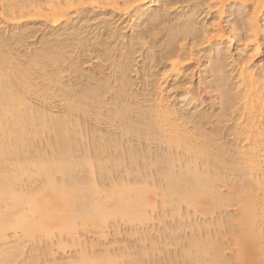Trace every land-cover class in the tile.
Returning <instances> with one entry per match:
<instances>
[{
  "label": "bare ground",
  "instance_id": "6f19581e",
  "mask_svg": "<svg viewBox=\"0 0 264 264\" xmlns=\"http://www.w3.org/2000/svg\"><path fill=\"white\" fill-rule=\"evenodd\" d=\"M160 1L161 0H0V13L3 14V15H1V18L2 19L5 18L4 22H6V23L9 22L10 24H12V25H10L12 27H13V25H18V24L20 25L21 23H24V22L26 23L27 18L28 19L29 18L30 19L38 18L40 20L43 19L47 23H50V24H58L59 22L62 23L61 21L67 20L72 12L73 13L77 12V11L79 12V10H78L79 8L81 10L82 7L86 8V6H88V7L90 6V8L95 7V9H96V7H100V6H103L102 8H105L104 7V5H105L107 7L108 6L113 7L112 8L113 10L116 9L117 7H120V9L122 8V9H127V10L132 8L134 10L136 9L135 11L133 10L135 13L133 16L136 17V15L141 10H145L144 8L149 10V8H152L153 6L159 5ZM212 2L214 3L213 6L217 10L216 12L219 13V15L217 14L218 17L227 11L228 8L227 7L225 8V6H227V5L229 6V4L231 2L234 5H238L237 7H242L241 9H245L244 13L241 12L242 14H244V16H243L244 18L242 19V22H243L242 24H244L243 25L244 31H246L245 32V40L248 39L249 41L250 40L255 41L253 43V45H252V43H251V45L253 46L254 50H257L258 43L256 42V36L260 33V31L263 30L261 28V25H259L258 19L264 11V0H230V1L229 0H214ZM226 3H229V4L226 5ZM231 6H233V5H231ZM93 8H91V10ZM215 8H214V10H215ZM144 12H146V10L143 11L142 16H144ZM148 12H150V11H148ZM132 14L133 13H131V15ZM138 15H140V14H138ZM146 15H147V13H146ZM150 16H149V18H150ZM155 16H156V14H155ZM139 17L140 16H138V19H139ZM220 17H222V16H220ZM147 18L148 17L146 16V19ZM133 19L134 18H132V21H133ZM186 19L188 21V18H186ZM134 20L136 21V19H134ZM4 22H2V23L4 24ZM2 23H1V25H3ZM9 23H7V24H9ZM182 23H184L185 25L182 27V29L179 26L181 29L180 30L181 32L178 29H176L178 34H175L177 32H175L176 30H175V27H173V26L169 27L171 29L174 28L173 30H171V29L168 30V28L166 30H168V32H167L168 34H169L170 30H171V32L174 31L175 33L173 32V35L175 37L178 35L177 40H181V39H185V38L191 39V46L188 48V50L187 49L185 50V52L188 51V56L193 54V52H194L193 47H195L198 44L210 42V39L214 38V37H217V38L219 37L218 40H220V34L222 35L221 38L224 39L223 38L224 35L221 33V27L218 25V24H220V22L217 24V28H215L216 26L213 23L211 25H214L215 27L210 25L211 28L209 25H207V27L202 25L201 29L199 28L200 29L199 32L195 31L196 25L194 27V25L192 24L193 23L192 20H190L186 23L182 21ZM182 23H181V25H183ZM194 24H195V22H194ZM212 27H213V29H212ZM233 28H234V30H237V29H235L236 26H234V25H233L232 29ZM197 30H198V28H197ZM20 32H19V34H20ZM234 32L235 31H233L232 33H234ZM235 33L238 35L237 31ZM263 33H264V30H263ZM154 34H156V33H154ZM173 35H172V33H171V35H169L170 39H172L171 36H173ZM174 36H173V39H174ZM12 37H17V35L16 36L13 35ZM22 37L23 36H21L19 38H22ZM2 38L4 40L5 37L2 36ZM25 39H27V38H25ZM170 39H169L170 42L173 41ZM228 39L229 38L225 39V41L226 40L228 41ZM177 40H176V43H177ZM143 41H145V40H143ZM143 41H140V43H141L140 45L144 44ZM174 41H175V39H174ZM6 42L8 44L10 42V38H9V42L8 41H6ZM6 42L3 44V41L0 39V243L5 242L7 240L8 236H6L5 233L8 231H13V239H15V243H13V244L15 246L17 245V243L21 242L17 245L18 248H16V249H19V248H21V246H19V245L20 244L22 245L23 243H25V241H27V238L30 242V240L32 238L36 239L39 235V240H41L40 238H43L44 236L40 237V234H41V236L43 234L46 236V238L49 239V237L50 238L54 237V235L58 233L57 238H58V240H60V239H62L61 237L63 236L62 233L65 232L68 235H70L71 231L72 232L74 230L77 231V227H78L77 225H80L79 227H82L83 229H85L86 226L87 227L90 226L89 228H86L88 230L90 228H92V226L96 227L97 229H98V227L102 226V224H104L103 226H105L106 225L105 223L107 222L106 219H108L109 217L114 218V216H117V217L119 216V217H121V218L118 217L119 219L122 220L124 218L125 220H127V222L129 221V223L139 221V220L142 221V219H145L144 221H148L149 214H147L146 212L148 211V209L150 207L152 210H154L153 208L156 205V204L155 205L152 204V201L154 202V200H151L148 196V195H150L149 193L151 192L150 187H152L155 192L156 191L158 192L156 194L160 193L159 195H161V197H160L162 199V200H160L161 205L163 206V209L165 208L163 211L165 212V210H167L171 206L170 209L173 208V210H170V211H173V212L178 211L177 213L174 212L175 215H178L179 210H181L180 208H182V205L186 206L184 208H187V206L190 207V209H192V211H194V212L195 211H197L199 213L201 212V214L204 212V215H205V213H211V215H212L213 212H215L216 210H219V211H216V213L219 212V214L221 212H224L223 210H225V205H227L226 207L229 206L228 204H225L228 202L230 205L234 206V204H235V206H237L236 210H235L236 212L233 211V213H232L233 215L232 214H230V215L226 214V216H228V217H225V219L223 217V220H224L223 223H225V224H222V220H220L221 221V225H220V221L217 220L219 222V226H218L219 228L218 229H220V231L222 230V232H218L219 230H215L216 233H214L215 231L213 230L214 231V232L212 231V233H214L213 236L209 235L210 231H209V234L208 233L207 234L202 233L205 235V237H203L202 234H199L198 236H197V234H196V236H195V234H193L194 238H191L192 237L191 236L189 238L190 240H187V243L185 242L184 245L187 244V246H184L183 244H181V246L183 248L179 247V249H180L179 250L180 252H178L179 257L178 258L176 257L179 261L175 260L176 258H175V255L173 254L174 256L172 255L173 256L172 258H170L171 256H169L171 262L168 261V263H166L167 261H165V264H169V263L173 264L174 260L178 261L177 264L178 263H180V264H248L250 262H249V260H247V253L249 251H252V250L258 251V254H256V256L259 255L257 257H260L259 264H264V242H263L264 241V230L262 229V227L264 226V222H263L264 221V106L262 104L264 101V98L261 95V92L264 89V68H262L263 67L262 65L260 67L256 66L260 69L262 68V70L257 73L256 72L257 68L255 69L253 67L256 70V71H254V69L249 65V60L250 59L252 60V57H253V54L251 52L250 53L252 55H249L250 53H248L245 57V60L243 61L245 63L248 60V62H247L248 65L245 63V64H242L240 66V69H238V74H237L238 75L237 76L238 78L236 80L237 82L236 83L234 82V84H235L234 88L237 89V91H238L237 94L239 95V97H237L238 95L236 96V93L234 95L237 97V98L235 97L236 99L239 98L238 101L239 100L241 101L240 105L242 108V115L240 114L241 117L239 116L240 120L238 118V121H239L238 125H237L238 127L236 126L237 135L239 136L240 139L236 144L235 143L233 144V145H235V147H234V149L232 148L233 151H231L232 152L231 155H230V151H229L228 156L230 157V159H229V157H227V159H229L228 162H227V160H225L224 157L221 158L223 156L222 155L223 152L219 151V153L222 156H220V154L218 153L219 149L220 150L223 149V148L218 149L219 144L217 145L218 147L216 146L217 150L215 148V151H217V152H212V151H214L213 150L214 148L212 149V146L214 144L212 146L209 145L210 142H209V144H206L208 142V140L203 139V137H204L203 133L204 132L202 133V135H200L201 134L200 131H199V134L197 133V131H193V132H196V134H198L200 136V139L198 141L199 143L201 142L200 141L201 139H203L202 140L203 142L205 141V143H203V144H198L197 143L198 138L196 137V134H193L195 137L194 138L196 141L195 142L192 135H191L192 133L190 134L187 131L186 126L184 127V124H185L184 121H187V120H185V119H187V117L184 118V120H182V116L181 117L178 116L177 111L174 110L175 108L172 109V107L168 106V104L166 105L162 102V98H160L161 95H160V97L157 95L159 99L157 98V96H155L157 100L152 99L153 101L154 100H156V101H154V102L152 101L153 105H151L152 103L150 104L151 108L148 107V108H150V109H148L149 111L146 109L147 110L146 115L149 116L148 118L151 117L150 120L148 119V123H150V121H151V124H150L151 126H148L146 129L147 125L144 123L143 125H146V126H145V128H143V130L146 129L147 132L146 131L143 132V130L141 129L143 134L145 133V134H147V137L151 136L152 139L155 138L159 142L165 143L167 145V148L168 149L170 148L169 151L179 150V152L176 151L177 153H175L176 155H174V156L172 155V153H171V155L169 154L171 157L167 156V158L168 157L169 158L168 159L166 158L167 161L165 163L162 162V159H161V162L164 163L165 165L162 168L163 170L161 169V171H159L158 179L161 176L162 181L157 182V183H151L152 185H148L149 183H148L147 177L149 175L146 174V173H148L147 165H149L150 167L153 166V163H152L153 160L151 162V158H148V159L145 158L146 161L143 159L144 162H142V159H139L138 160L139 162L141 161V163H144V166L143 165H141V166H143V168L146 167V169L144 168V170H142V167L140 166V164L137 163L138 161L136 163H134L137 159L134 156L137 153L136 154L134 153L133 157L135 159H133L131 155H130L131 157H128V160L130 159V161H128L126 159L128 161V164L130 163L132 165L134 163L133 164L134 165L133 170H135L134 173L136 175L135 176L133 175L134 178L131 181V183H130V180H127V178H125L126 180H122V175H121V178L120 177L118 178L116 175V177L118 178V181H117L116 177H115V180H114V178L111 179L110 176H112V172L114 171L113 168H112V170H113L112 171L110 168L111 166L109 167L110 168L109 169L108 164L105 165V163H106L105 160H107V159L103 160V158L101 157V154H103L104 152L100 154V152H96V150L101 151L100 150V148H101L103 151L104 150L103 146L107 147L108 143L111 146V147H109V145H108L109 151L112 150L113 148L116 150V147H114V146L121 145V143H120L121 141L117 142V143H120L118 145H116V142L114 143L115 145L110 144L109 141L106 144L107 141H105V139H104L105 142H102L103 138H104V137L101 138L102 135H99L101 139L99 138L98 135H96V136H98L96 138L92 136L91 139L96 144L98 143L97 141L100 142V140H101L102 145L97 144L99 146V148L96 146V144L95 145L93 144V148L96 146L94 148L95 152L97 154L98 153L99 154L97 155L95 152H93V154H88L89 152L88 153L84 152V150L81 151L82 153H77V154L75 153L76 152V150L74 148L75 144H77L76 148L81 146V145H79V139L81 137H83V139H84V136L86 137V135L82 136L83 135L82 130L86 131L85 130L86 128L81 130L80 126L82 128H84V127L81 124H79L80 122L77 121V124L79 125V127H77L78 125L75 126L70 120L66 119L68 116L66 117L65 114H63V115L60 114L62 116H60L59 114L55 115L52 113L47 114V112H45L46 110L43 111L44 110L43 108L42 109H38V108L35 109L34 107L32 108V105L30 104V102H28V99H27L28 97H26L27 93L29 94V92L33 89L32 83L34 82V79H35L34 77L31 78L30 71H31V69L33 70V67L37 65L38 62H36V60L42 59L43 57L42 58L40 57V58L35 60V58L37 56H35V58H34L33 57L34 53H33V54H31L32 56L28 57L30 59H27L28 63H27V65L25 64L26 66H22L21 64L18 65L17 63H15L13 61V57L16 56L17 54H15L12 50V53L14 55L12 54L13 57L11 56V53H10L11 50H8L11 48H8V47H10L9 44H8V47H7V45H5ZM197 42H199V43H197ZM215 42H216V40H215ZM56 44H58V43H56ZM173 44H175V43L173 42ZM51 45H49L48 48ZM58 45L60 46V44H58ZM54 46H56V45H54ZM59 46H56V47H59ZM170 46L173 47V45L172 44L170 45V43H169V45L167 47H170ZM5 47H7L8 49L5 50ZM105 47H107V45ZM130 48H131V46H130ZM41 49H43V48H41ZM51 49L54 50L53 47L52 48L50 47L48 49V51ZM57 49L55 48V50H57ZM62 49H63V47H62ZM127 49H129V48H127ZM132 49H134V47H132ZM217 49H219V48H217ZM224 49L226 50L227 48H224ZM43 50H44V53L47 55V53L45 52V49H43ZM176 50H178V49H176ZM181 50H179V51L181 52ZM196 50H197V53H199L200 50H198V49H196ZM248 50L251 51L252 49H248ZM254 50H252L253 53H254ZM129 51H130V49H129ZM129 51H127V54L130 53ZM179 51H172V52L167 53L168 58L170 57V61H171L170 67L173 70L175 69L176 73H178L176 69L179 68L178 65H179V60L181 58ZM246 51H247V49H246ZM32 52H35V51H32ZM42 52L43 51L41 50L38 53L41 54ZM52 52H50L49 53L50 55L48 54V56H47L48 60L51 61L49 65H51V63L52 64L55 63V66L57 67V65H59L57 63H59V61L63 59V58L61 59V57H63V56L60 55L61 56L60 57L58 53L53 54ZM69 52L70 51H68V54H70ZM108 52H109V50L107 52H105L106 56L108 58L107 60L108 61L111 60V62H112V58H110V55H112L110 53H112V52H110L109 55H107ZM238 52H239V50H238ZM240 52H242V51H240ZM35 53H37V52H35ZM65 53L63 52L62 54H65ZM105 53H103V55H105ZM134 53L135 52H133V54ZM216 53H217V50H216ZM216 53H215V55H216ZM256 53H254V54H256ZM131 54H132V52H131ZM131 54H128V58ZM226 54H228V51ZM101 55L99 58H102L105 61L106 57L104 59L103 58L104 56H101ZM124 55H126V53ZM219 55H220V53L214 57L215 59L209 60V61H211V65L209 64L210 62L208 61L209 62L208 64L210 66V70H208V69H206V70L211 71L210 73H213L214 75L218 76L220 78V79L218 78L219 80L224 81V82H221L219 85L220 89L222 90V86L224 87V85H222V83L224 84L225 80L227 81L226 76L224 74V73H227V72H224V63H225L224 61H225V59H227L228 56L226 57V55H225V59L221 60L220 58H218ZM244 55H245V53H244ZM19 56H21V55H19ZM222 56H224V55H222ZM125 57H127V56H124L123 58H125ZM45 58H46V56H44L43 59H45ZM128 58H127V60H128ZM130 58H133V57H130ZM130 58H129V60H130ZM16 59H17V56H16ZM208 59H209V57H208ZM25 60L26 59H23L22 61H25ZM17 61H19V60L17 59L16 62ZM46 61H44V65H43V61L41 63L42 67H44V68H47V67H45L46 63L48 65V62H46ZM63 62H64V60L62 61V63ZM101 62H102V60H101ZM123 62H125V61H123ZM74 63L76 64V62H74ZM120 64H123V63H120ZM120 64H118V65H120ZM55 66H53L54 67L53 70H56ZM74 67L78 68L76 66H74ZM124 67L127 68L126 66H123V67H121V71H123L122 73H124V72L127 73L128 69L126 70ZM37 68H39V67L36 66L35 69H37ZM44 68H41V69H44ZM35 69H34V71H35ZM58 69H59L58 70L59 73L57 71L56 72L58 74H61L62 70L60 71L59 67H58ZM103 69H104V67H103ZM53 70H50V71H53ZM75 70H77V69H75ZM75 70H73V72L77 74V71L75 72ZM34 71H33V73H34ZM44 73H42V74H44ZM52 73H55V72L53 71ZM99 73H100V71H99ZM34 74H36V73H34ZM49 74H51V72L46 74V75H48V78L46 80L43 81V79H42L43 82L46 81L45 85H46V83H48L53 78L55 79V78H57V76H59L56 74L53 76L51 74V76L53 77V78H51V77H49L50 76ZM123 75H125V74H122V76ZM42 77L43 76L41 75V78ZM125 77L123 76L122 78L124 79ZM214 78H215V76H214ZM32 79H33V81H32ZM54 79H53V82L55 81ZM119 81H121V84H124V83H122L124 80L121 79ZM53 82H51V83H53ZM56 82H58V80ZM56 82H54V83H56ZM226 83H225V86L227 85ZM100 84H98V85L102 86ZM106 84L103 83L102 87L106 86ZM110 84H109V86H110ZM119 84H120V82H118V85ZM127 84H128V82L126 80L125 85L128 86ZM33 86H34V83H33ZM47 86H49V84H47ZM121 86H122V88L125 87L124 85H121ZM229 86L224 87L225 90L223 89V92L222 91L219 92L223 95V96L219 97V98H221V100H220L221 103L224 100H225L224 104L226 103V99H227L226 95H228L226 88L228 87V89H229ZM233 86L234 85L232 84L231 88ZM34 87H36V86H34ZM91 87H92V89L94 88V86H91ZM91 87L89 89H84V90L88 91V94H86L87 92H85L84 90H83V92H85V97L90 96L89 94H93L94 98H93V96L90 97V99H91V100H89L90 103H87L86 102V101H88L86 99L87 97L85 98L86 101H85V99L80 98L84 94H82V91H79L80 94H82L81 96H80V94L78 95L79 99L80 100L82 99L81 102L84 101L87 104L91 105L94 103L92 99L101 100V99H99L100 97H98L99 94H100V96L102 94V93H99L100 90L97 91L95 89L97 87H95L93 90H96V91L92 92V90H90ZM45 88H46V86H45ZM100 88L101 87H99V89ZM128 88H129V86H128ZM231 88L229 89L230 91H231ZM105 89H106V87H104V90H101V91L104 92ZM124 89H126V87ZM37 90H38V88L36 89V91ZM106 90H108V88ZM75 91H74V93H75ZM121 91H123V90L121 89ZM126 91H124V92H126ZM118 92H120V90ZM160 92H161V90L159 91V94H160ZM68 93H69V91H68ZM97 93H99V94H97ZM229 93L231 95L233 94L231 92H229ZM95 94H97V95H95ZM262 94H263V92H262ZM95 96L98 97V99ZM134 96H136V95H134ZM74 97H76V96H73V98H72V99H75L74 103L72 102L71 97H69L71 99V100L69 99V102L71 101V103L73 105L71 103H68V104L72 105L74 107V109L76 108V111H77V108H79V110H80V108L83 106H86V108H87L86 111H88V108L92 109L91 106L88 107V105H85L86 103L85 104L81 103L83 105V106H81V104H79L76 101L78 98H74ZM83 98H84V96H83ZM185 98H186V96H185ZM66 99L68 100V98H66ZM79 99H78V101H79ZM117 99H119V98L117 97ZM230 99H231V97H230ZM230 99L227 102L228 105L232 101V99L231 100ZM183 100H185V99H183ZM148 101L150 102V100H148ZM67 102H66V104H67ZM122 103H123V101H122ZM28 104H30V106ZM96 104H98V101ZM99 104L97 106H99ZM70 105H68V106H70ZM228 105L226 108H228ZM232 105L233 104L231 103V106ZM79 106H81V107H79ZM117 106H119V105H117ZM121 106H122V104H121ZM222 106H224V105H222ZM114 107H116V106H114ZM131 107H133V106H131ZM131 107L128 106V108H125V106L124 107L122 106L121 109L124 108L125 110L126 109L130 110L129 108H131ZM119 108H120V106H119ZM119 108H118V110H119ZM139 108L140 107H138L137 109L136 108H134V109L136 111ZM85 109L82 111H85ZM113 109H114L113 110L114 113H116V115H117V112H118L117 108H113ZM115 109H116V112H115ZM121 109H120V111L129 112L127 110L125 111V110H121ZM131 109H133V108H131ZM113 111H112V113H113ZM88 112H90V111H88ZM97 112H99V111H97ZM122 113L118 112V114H119V116H121V118H123ZM180 113H182V112H180ZM93 114H95V113H93ZM113 114L111 115V116H113L112 117L113 121L115 119H120V118H118L119 117L118 115H117L118 117L116 116V118L114 119ZM129 114H130V112H129ZM129 114H127V115H129ZM123 115H126V113H123ZM186 115L187 114H185V116ZM190 117L192 118V116H189V118ZM109 118H111V117H108V120H110ZM189 118H188V120H189ZM126 119L127 118L124 117L122 119V121L125 120L124 122H126V123L130 122V123H128V126L126 124V127H128V129H129L132 126V123H131V121L127 122ZM127 120H129V119H127ZM69 121H70V123H69ZM119 123H121L120 120H119ZM186 123H188V121ZM70 124H72L71 129H70ZM133 126H134V124H133ZM133 126H132V128H133ZM139 126H142V125L137 124V127H138L137 129H139ZM72 127L74 129L73 134L69 133L72 131ZM77 128H78V130H76ZM134 129H136V128L134 127ZM134 129H132V130H134ZM197 129H199V128H197ZM197 129H195V130H197ZM75 130L78 132H76ZM80 131H82V132H80ZM87 131H88V129H87ZM123 131H126V133L129 132V131H127V129H125ZM138 131L134 130L132 132H138ZM45 132H46V134H48L50 132L48 135H50L52 133L54 138H51V136H50V138L52 139V141H53V139L55 141L53 143H52V141H50L51 142L50 145H51V147H53V149H52V152L50 150L49 154H47L49 152V149H50L49 142H46L47 146H49L47 151H46V148L44 149V146L43 147L41 146V143H43V141L41 139L43 138V135H45ZM142 132H139V134ZM83 133L85 134V132H83ZM87 133H89V132H87ZM127 134H129V133H127ZM70 135H71V138H72V136H74L73 141H72V139H71V141H69ZM123 135L125 136V134H123ZM136 135H137V133H136ZM201 136H203V137L201 138ZM207 136H206V138H207ZM45 137H46V135H45ZM78 137H80V138H78ZM97 138H99V140H96ZM83 139H80V141ZM36 140H37V142L40 143V146H37L38 143H37V145L35 144ZM38 140H40L42 142H40ZM114 141H117V140L115 139ZM158 141H156V143ZM243 141H244V143H243ZM71 142L74 145V146H72L73 150H71V146H70V145H72V144H70ZM81 142H80V144H82ZM216 142L213 141V143H216ZM54 143H55V146H54ZM112 145H114V146L112 147ZM31 146L32 147L35 146L34 148H37V150L35 149L36 151L34 149L31 150V151H33L32 154H30L27 151V148L28 147L30 148ZM83 147L84 146L79 147L78 150L80 148L82 150ZM110 148H112V149H110ZM88 150L89 149L87 148V151ZM115 150H113V151H115ZM118 150H120V148ZM121 150H123V149H121ZM223 150L225 153V148ZM228 150L226 148V153L228 152ZM23 151H25V153L28 152L29 153L28 156L30 158L28 156H24L25 153ZM73 151L75 154L73 153ZM22 153H24L23 156H22ZM79 154H81V155H79ZM108 154L110 155L111 153H108ZM130 154H131V152H130ZM225 154H224V156H225ZM95 155H97V156H95ZM21 156L24 158L22 159ZM92 156H94V157H92ZM98 156L101 157L103 162ZM138 156L139 155L137 154L136 157H138ZM117 158L118 157H116V159ZM138 158H140V157H138ZM119 159H121V158H119ZM119 159H117V161H115V159H114V161H112L113 159L112 160L109 159V160L112 161L111 164H113L112 166H114V163H117L119 161ZM183 159H187V162L180 163ZM119 162H118V164H120V165H121V162L123 163L122 166L125 168V169L122 168L123 170H125L123 172H125V173L127 172L128 173V174L126 173L127 175L133 174L131 171L132 169L129 166H125L124 163H126V165H127V162L124 160V158L121 159L120 163ZM146 162H147V165H146ZM96 163H97V165L95 166ZM176 163H178V166ZM118 164L115 165L116 171H119V170H117V168L119 166ZM136 164H137V166H136ZM97 166H99V167H97ZM139 166H140V168H139ZM120 167L121 166H119V169H120ZM95 168L97 169V171L99 168V171L97 174L100 175L99 178H101L102 181L107 182L106 180L107 179L109 180L108 181L109 186H107V183H106V185L101 187L102 181H101V183H99L100 179L98 180V178L95 177V174H96ZM82 170H83V174H85V176H88V177L90 176V177L89 178L88 177L82 178V176L78 177L77 174L81 173L80 171H82ZM84 170L86 171L87 175H86ZM129 170L131 171V173H129L130 172ZM159 170H160V168H159ZM156 171L158 172V170H156ZM144 173L146 175H144ZM108 175L110 178H107ZM118 176H120V175H118ZM231 177L232 178L239 177V179L233 182V180L230 179ZM240 177H242V178H240ZM149 178H151V175ZM96 179L98 180V182ZM103 179H105V180H103ZM25 180H27L29 182L31 181V182L29 184L27 182L24 183ZM36 180L38 181L37 183H36ZM110 180H112V181H110ZM227 180L230 181V183L233 182V183H231V186L233 185V187L228 192L227 191L222 192L221 188H224V186L226 184L225 182ZM33 181H35L34 184H32ZM157 181H159V180H157ZM154 182H156V181H154ZM35 183H36V185H35ZM160 183H162V184L164 183L163 186H162V184L159 185ZM33 185H35V186H33ZM32 186H33V188H32ZM103 187H105V188H103ZM232 201L234 204L230 203ZM166 203L169 204V207H166L168 205ZM221 208L222 209L224 208V209L220 212ZM151 209H149L150 212H152ZM167 211L169 213H171L169 210H167ZM168 212H165V213H168ZM174 213L171 216H173ZM146 214H147V219L145 218ZM219 214H218V216H219ZM208 215H210V214H208ZM141 221H139V222H141ZM209 221H212V220L210 219ZM215 221H216V219H215ZM193 223H194V225H196L195 224L196 222H193ZM205 223L208 224L207 222H205ZM224 225H225V228H227V230L224 228ZM75 226H77L76 229H75ZM198 226H201V224ZM216 226H217V224H216ZM220 226L223 229L220 228ZM207 227H208V225H207ZM192 228H194V226H192ZM196 228H197V226H196ZM196 228H194V229H196ZM199 229L201 230V228H199ZM202 230H204V227ZM16 231H18L22 235L21 236L20 234H17V235L21 236V237H19L18 240H16V238H17V236L15 234ZM53 231H55V232H53ZM198 231H196V232H198ZM6 234H8V233H6ZM36 234H37V236H36ZM50 234H53V235L51 236ZM227 235H229L230 237H228ZM200 236H201V238H199ZM23 237H24V239H26L25 241H24ZM226 238H228V239H226ZM20 239H21V241H20ZM22 239H23V243H22ZM44 240H45V237H44ZM62 242L60 241V244H59L60 246L62 245L61 244ZM74 242L75 243L77 242V245H80L79 241H73L72 240L73 246H75L73 244ZM2 244H1V247L3 249L2 248H1L2 250L0 249V264H9V263L15 264V261H16L15 259L18 260L19 256H21L18 254L19 253L21 254L22 252H20V251L21 250L23 251L24 249H21V250L19 249L20 251L15 253L18 256L16 255V257L13 258V255H15V254H13V251H14L13 249L15 248V246L12 244V242H11L12 245L11 244L8 245V243H6V245L3 244V246H2ZM4 245H5V247H4ZM177 245L180 246L179 243H177ZM6 246H9L10 249L12 250V252L8 251L10 249H8L9 247L6 248ZM13 246H14V248H11ZM73 246H71V247H73ZM82 246L80 247V249H78L80 253L79 252H78L79 254L76 253V256H78L77 258L72 260V258H74L76 256L71 255L72 257L69 258L68 262L64 261V260L63 261L66 262V264H109V263L110 264H112V263L116 264L120 260L121 257L126 258V256H130V254L129 255L127 254L129 251H127V249L125 247H123V248H125L124 249L125 254H124V252H122V253H120V256H119V253L115 254V253H113L112 250H110V251H112L113 254L110 253L111 254L110 255L108 253V247L106 249L103 248L104 249V250H102L103 254L98 253L99 254L98 255V254H95V252H94V255H92L93 250H95L94 248L90 249L91 247L89 245V252H91V254H90L89 252L87 253L88 246H86L87 248L86 247L83 248ZM92 246H94V245L92 244ZM5 248L8 250H6ZM22 248H24V247H22ZM81 248L83 249L82 251H81ZM71 249L72 248H70V250ZM3 250H5V251H3ZM6 251H8L9 254L11 252L10 255L13 254L12 257L9 254H7L8 252L6 253ZM226 251H228L229 253H227ZM139 252L141 255L143 253L144 258L148 255L147 251H146V253L144 251H138V254H139ZM23 253H24V251H23ZM74 253H75V251H74ZM138 254L135 253L134 256H131L132 258L130 257L129 264H130V262H131V264H141V263L143 264V258H141L143 255L140 256V254H139V256H137ZM116 255H118L119 257ZM9 256H10V258H9ZM68 256H70V255H68ZM136 256L138 258H136ZM36 257L34 255L33 259H35ZM116 257L119 260H117ZM4 258H6L8 260H6ZM11 258H13V259H11ZM31 258H29V260H27L26 263L24 261V263H22V264H27ZM139 258H141L140 260H142L141 263L139 262L140 261ZM33 259H31L30 262H32ZM37 259H39V258H37ZM131 259L133 261H131ZM172 259H174V260H172ZM13 260H15L14 263L9 262V261H13ZM145 260L149 261L150 259H149V257H146L144 259V261ZM151 260H152V257H151ZM151 260H150V262H151ZM167 260H168V258H167ZM35 261L36 262H33L32 264L38 263L36 259H35ZM115 261H116V263H115ZM30 262L28 264H30ZM257 262H258V260H257ZM63 263L60 262V264H63ZM146 264H150V263H146ZM151 264H154V262ZM155 264H159V263L155 262Z\"/></svg>",
  "mask_w": 264,
  "mask_h": 264
},
{
  "label": "rangeland",
  "instance_id": "374dc122",
  "mask_svg": "<svg viewBox=\"0 0 264 264\" xmlns=\"http://www.w3.org/2000/svg\"><path fill=\"white\" fill-rule=\"evenodd\" d=\"M161 1H160L159 5L153 6L152 7L153 9L149 8V10H148V9L144 8L146 10V12H144V16H142V15H143V11H145V10H141L138 13L140 15L137 14L136 17L133 16L135 14L134 11L136 9L134 10L132 8L127 10V9H122V8L120 9V7H117V8L115 7L116 9L113 10L112 9L113 7H110V6L107 7L104 5L105 8H102L103 6H100L101 8L96 7V9H95V7L94 8L91 7V8H93L91 10L90 6L89 7L86 6V8L82 7L81 10L79 8L78 9L79 12L78 11L74 12V13L72 12L73 14L71 13L72 15L70 14V16L68 17L67 20L61 21L62 23L59 22L58 24H50V23H47L45 20H43V19L40 20L38 18H34V19L33 18L28 19L27 18L26 23L24 22V23H21L20 25L19 24L13 25V27H12V26H10L12 24H10L9 22H7V23H9V24H7L6 22H4L5 18L2 19L1 15H0V22L1 23L4 22V24L2 23L3 25H1V23H0V34H1L0 39L3 41V44H4L6 41L9 42V38H10V42L8 43L10 47H8L7 42L5 45H7V47L11 48V49H8L7 47H5V50L6 49L11 50L10 51L11 56L13 54L12 50L15 54H17L16 56H17V59L19 60L17 62H16V60H17L16 56H14V57L12 56L13 61L15 63H17L18 65L21 64L22 66H26L28 63L27 59H30L28 57L32 56L31 54H33V53H34L33 54L34 58H35V56H37L35 58V60L40 58V57L44 58V56H46L45 59L47 61L43 58L36 60V62H38L36 66L39 68L35 69L36 66H34L33 70L31 69V71H30L31 78H33V77L35 78L33 83H34V86H36V87H34L33 83H32L33 89L30 91L31 93L30 92H29V94L27 93L26 97H28L27 98L28 102H30V104L32 105V108L33 107L35 109L36 108H38V109L43 108L44 109L43 111L46 110L45 112H47V114H50V113L55 114V115L56 114H59V115L65 114L66 117L68 116L70 118L69 119L67 117L66 119L70 120L75 126L78 125L77 121H79L80 122L79 124H81L84 127V128H82L80 126L81 130L86 128L85 129L86 131L82 130L83 132H85V134L82 131H80L83 134V135L82 134L81 135L82 136L86 135V137L84 136V139H83V137H81V138L78 137L80 139H83V140H81L82 142L79 139V145H81L79 147L84 146L85 148L83 147L82 150L80 148L79 149L80 151H79L78 150L79 147L76 148L77 144H75L74 148L76 150V152H75L76 154L82 153L81 151H83V150H84V152H87V153L89 152L88 154H93V152H95L94 148L96 146L99 148V146L97 144L102 145L101 140H100V142L97 141L98 142L97 144L95 142H93L91 139L92 136L96 138L99 135H102L101 138L104 137L102 142L107 141L106 144L108 143V141L110 142V144H114L116 142V145L121 143V145H119V146H114L115 144L112 145V147L113 146L116 147V150L114 148L113 149L110 148L112 150L109 151V148H108L109 143H108L107 147L103 146L104 147L103 151L101 148H100L101 151L96 150V152H100V154L104 152L103 154H101V157L103 158V160L107 159V160H105L106 163L105 162L104 163H105V165L108 164V168L110 166H111L110 167L111 170L113 168L114 171L113 170H112L113 172L111 171L112 176H110V177H111V179L114 178V180H115L116 175L118 178L119 177L121 178V175H122V180H126L125 178H127V180H130V183H131L134 176L136 175L134 173L135 170H133L134 169L133 164L136 163L139 159H142V162H144L145 158H147V159L151 158V162L153 160L152 163H153L154 167L153 166L150 167L149 165H147V162H146L147 170H148V173H146V174L149 175L148 177L146 176L148 179V183H149L148 185H152L151 183L161 182L162 181L161 176L158 179L159 171H161V169L164 167V165H165L164 163L167 161V159L169 157H171L170 156L171 153L174 156V155H176L175 153L179 152V150H171L172 151L171 152V151H169L170 148L168 149L167 145L165 143H161L157 139L153 138L155 140L154 141L151 136L147 137V134H145V133L143 134V132H145V131L147 132V130H146L147 127L151 126L150 125L151 121H150V123H148V119L150 120L151 117L148 118L149 116L146 114H147V110L151 108V105H153L152 99H156L155 96H157V95L159 97L161 95L160 98H162V102L164 104H166V105L168 104V106L172 107V109L175 108L174 110L177 111L178 116L179 117L182 116V120H184V118L187 117V119H185V120H187L188 123H186L187 121H184L185 122L184 127L186 126L187 131L190 134L192 133L191 135H192L193 139L195 138L193 134H196V132H193V131H197L198 134L200 131L201 132L200 135H202V133L204 132L203 133L204 137L201 136V138L203 137L204 140H208V142L206 141L207 142L206 144H209V142H210V144H209L210 146H212L214 144L212 146V149L214 148L213 149L214 151H212V152H217V151H215V148L217 150L218 144H219L218 149L219 148H223V149L225 148V153H226V148H227V150L229 149L226 154L224 153L223 149L218 150V153L220 151V152H223L225 154V156H224V154L222 153V155H223L222 156L219 153L220 156H222L221 158L224 157L225 160H227V162H228V160L230 159V157L228 156L229 151H230V155H231V153H232L231 151H233V149L235 147V145H233V144L234 143L236 144L240 139L239 136L237 135L236 126L238 125V122H239L238 118L240 120V117L242 115V108L240 105L241 101L240 100L238 101L239 98L236 99L237 97H239V95L237 94L238 91L236 88H234L235 87L234 82L236 83L237 82L236 80L238 78L237 77L238 76L237 75L238 69H240V66L242 64H245V63L247 64L248 60L245 63L243 61L245 60L246 55L250 52L253 54V57L251 56L252 60L249 58L250 59L249 65L252 68L253 67L255 69L257 68L256 69L257 71L253 68L254 71H256L258 73L259 71L262 70V68H264V33H263V30H264V11L258 19L259 25H261V28L263 30L260 31V33L256 36V42L258 43V45H257L258 48H257V50H254L252 45L255 41H252V40L249 41L248 39L245 40V32L246 31H244V27H243L244 24H242L243 23L242 19L244 18L243 17L244 14L241 13V12L244 13L245 9H241L242 7H237L238 5H234L232 2L231 3L229 2L230 4L226 3V5L229 4V6L228 5L225 6V8L226 7L228 8L227 11L220 15L222 17H220V16L218 17L219 13L216 12L217 10L213 6L214 3L212 2L214 0H169V1L168 0H161ZM231 5H233V6H231ZM214 8H215V10H214ZM148 11H150V12H148ZM131 13H133V14L131 15ZM146 13H147V15H146ZM155 14H156V16H155ZM138 16H140L139 19H138ZM146 16L148 17L147 19H146ZM149 16H150V18H149ZM132 18L136 19V21L134 19L132 21ZM186 18H188V21H190V20L193 21L192 24L194 25V27L196 25L195 31H197V32H199L202 25L207 27V25L210 26L213 23L216 27L214 25H211V26H214L215 28H217V24L220 22V24H218V25L221 27V33L224 35L223 36L224 39L221 38L222 35L220 34V40L221 41L218 40L219 37L218 38L214 37L215 39L211 38L210 42L198 44L195 47H193V50H194L193 54L188 56V51L185 52V50L186 49L188 50V48L191 46V39L185 38V39L177 40L178 35L175 37L173 35L174 31L171 32V30H173L174 28L173 29L169 28V27L173 26V27H175V30L178 29L180 31L182 29V27L185 25L184 23H182V21L185 23L188 22ZM194 22H195V24H194ZM181 23L183 25H181ZM233 25L236 26L235 29H237V30H234V28L232 29ZM179 26L181 27V29ZM211 26H210V28H211ZM167 28H168V30L171 29L170 32L174 36L175 41L173 39V36H171L172 39H170L169 35H171V33L170 32H169V34L167 33L168 32V30H166ZM197 28H198V30H197ZM212 29H213V27H212ZM232 30L235 32L237 31L238 35L235 32H234L235 34L232 33L233 32ZM19 32L21 35L19 34ZM175 32H177V30ZM154 33H156V34H154ZM175 34H178V32ZM13 35H15V36L17 35V37H12ZM2 36L5 37L4 40H3ZM18 36L19 37L23 36V37L19 38ZM25 38H27V39H25ZM227 38H229L228 41L227 40L225 41V39H227ZM169 39L173 40V41H171L172 43L169 41ZM139 40L140 41L145 40V41H143L144 44L140 45L141 43ZM176 40H177V43H176ZM215 40H216V42H215ZM173 42L175 44H173ZM56 43L60 44L61 47ZM169 43H170V45L172 44L173 47L172 46L167 47L169 45ZM197 43H199V42H197ZM251 43H252V45H251ZM49 45H51L50 47L51 48L53 47L54 50H55V48L56 49L58 48V49L55 51L52 49L48 51V49L50 48V47L48 48ZM54 45L59 46V47H56ZM106 45H107V47H105ZM130 46H131V48H130ZM62 47H63V49H62ZM132 47H134V49H132ZM41 48L45 49V52L47 53V55L44 53V50ZM127 48H129L130 51ZM217 48H219L221 51ZM224 48H227V49L225 50ZM107 49L109 50L107 55H109V53L112 52V53H110V54H112V55H110V58H112V62H111V60H109V61L107 60L108 58H107L106 53H105L108 51ZM176 49H178V50H176ZM196 49L200 50L199 53H197ZM246 49H247V51H246ZM248 49H252V50H254V53H256V52L257 53L254 54L252 50L250 51ZM31 50L35 51L37 53L40 52L41 50L43 52L41 54L40 53L37 54L35 52H32ZM179 50H181V52ZM216 50H217V53H216ZM238 50H239V52H238ZM68 51H70L69 52L70 54H68ZM127 51L130 52L128 54H131V52H132V54L129 56V58L133 57V58H130L131 61L128 58ZM172 51H179L180 55H181V58L179 60V65H178L180 69L179 68L176 69L178 73L175 72V69L173 70L170 67L171 61H170V57L168 58L167 53L172 52ZM227 51H228V54H226ZM240 51H242V52H240ZM50 52H52L53 54L58 53L59 56L60 55L63 56V57L60 56L61 59L62 58L63 59L60 60L59 63H57L59 65L56 64L57 67L55 66V63H53L54 65L52 63H51V65H49L51 61L48 60L47 56ZM63 52L64 53L66 52V53L62 54ZM133 52H135V53L133 54ZM218 52L220 53V55H219L220 57L218 56V58H220L221 60L225 59V55H226V57L228 56L227 59H225V61H224L225 63L223 62L224 63V72H227V73H224L226 76V79H227V81L225 80V83L227 82L226 86L230 85L229 89L231 88L232 84L234 85L231 88V91L228 89V87L226 88L228 95L232 99V101L229 103V105L227 104V102L230 99V97L228 95H226L227 96L226 97L227 98L226 103H225L226 105L224 104L225 100L222 101V103H223L222 104L220 102L221 98H219V97L223 96L219 92H221V91L223 92L224 87H226L225 83L224 84L222 83V85H224V87L221 85L222 86V90H221L219 85L221 82H224V81L219 80L220 78L218 76L214 75L213 73H210L211 71H208V70H210L209 64L211 65V61H209V60L215 59L214 57L219 54ZM103 53H105V55H103ZM125 53H126V55H124ZM215 53H216V55H215ZM244 53H245V55H244ZM251 53L249 55H252ZM19 55H21V56H19ZM100 55L104 56L103 57L104 59L106 57L107 61L106 60L104 61L102 58H99ZM222 55H224V56H222ZM124 56H127V57L123 58ZM208 57H209V59H208ZM127 58H128V60H127ZM23 59H26V60L22 61ZM63 60H64V62L62 63ZM101 60H102V62H101ZM42 61H43V65H44V61L48 62V65L45 62L46 63L45 67H47V68L42 67V64H41ZM123 61H125V62H123ZM74 62H76V64ZM120 63H123V64L125 63V64L123 65ZM118 64H120V65H118ZM52 65L56 67L55 68L56 70H53L54 67ZM261 65L263 67L261 69L258 68ZM74 66L78 67L79 69L75 68ZM120 66L121 67L126 66L127 68H125V67L124 68L126 70L128 69L127 70L128 72L125 70L127 73H125V72L122 73L123 71H121ZM256 66H258V67H256ZM40 67L44 68V69H41ZM58 67L60 68V71L62 70L61 74H58L59 73ZM103 67H104V69H103ZM34 69H35V71H34ZM72 69L73 70L77 69V70H75V72L77 71V74L74 73ZM206 69H208V70H206ZM50 70H53L55 73H52L53 71H50ZM33 71L36 74H34ZM99 71H100V73H99ZM44 72L46 74L51 72V74L53 76L55 74L59 75V76H57V78L54 79L51 76V74H49L50 75L49 77H51L55 80L54 82H56L57 80H58V82L54 83L53 79H52L50 81L53 83H51L49 81L50 83L48 82L45 85L46 81L45 82H43V81L48 78V75H46ZM42 73H44V74H42ZM121 73L125 74V75H123L124 77L126 76L124 79L122 78L123 76ZM41 75L43 77L46 75L47 77L45 76L44 78L43 77L41 78ZM214 76H215V78H214ZM120 78L122 80H124L125 82L127 80V82H128L127 85L129 86V88H128V86L125 85L124 81L122 82L124 84H121V81H119V80H121ZM42 79H43V81H42ZM32 81H33V79H32ZM117 81L120 82L121 85H124L126 87V89H124L125 87L122 88V86L120 84H119L120 85L119 86ZM102 82L104 84H106V83L108 84V85L106 84V86H104V87H106V89L107 88H108V90L110 88L111 89L109 91L105 89L106 92L101 91V90H104V87H102L103 86ZM47 84H49V86H47ZM98 84H100L102 86H99ZM109 84H110V86H109ZM44 85L46 86V88ZM91 86H94V88L97 87L98 89L95 88L97 91L100 90L99 93H102L101 96L99 93H97V94H99L98 97H100L99 99H101L102 101L92 99L94 103L90 105L87 103H90L89 100H91L90 97H92L93 94H89L90 96H86L87 97L86 98L85 92H87L86 94H88V91L84 90V89H89ZM98 86L101 88L99 89ZM37 88H38V90L36 91ZM93 89L91 87L90 90H92V92L96 91ZM121 89L123 91H121ZM83 90L85 92H83ZM119 90H120V92H118ZM160 90H161V92L159 94ZM68 91L70 94L68 93ZM74 91L76 94L74 93ZM79 91H82V94H84V95L80 94ZM124 91H126V92H124ZM229 92H231L233 94L231 95ZM262 92H263V94H262ZM262 92H261V95L264 98V89ZM235 93H236V96L238 95L237 97L234 95ZM79 94H80V96L82 95V97H80V98H82V99L86 98L88 100V101H86V99H85V101L87 103L84 101L81 102L82 99L81 100L79 99V96H78ZM97 94H95V95H97ZM72 95L76 96L74 98L79 99V101H78V99L76 100L79 104H81V103L85 104L86 103L85 105H88V107L91 106L92 109L88 108V111H90V112L86 111L87 110L86 106H83L82 104H81V106H83V107L79 106V107H81L80 108L81 111L79 110V108H77V111H76V108L74 109L71 101L69 102V99H70L69 97H71V99L73 98ZM134 95H136V96H134ZM83 96H84V98H83ZM158 96H157V98H158ZM185 96H186V98H185ZM98 97H96V98L98 99ZM117 97L119 99H117ZM66 98H68V100ZM93 98H94V96H93ZM183 99H185V100H183ZM74 100L75 99H72L73 103H74ZM148 100H150V102ZM156 100H154V101H156ZM97 101H98V104L100 103L99 106H97L98 104H96ZM122 101H123V103H122ZM66 102H67V104L71 103L72 105L68 104V105H70V106H68L66 104ZM231 103L233 104L232 106H231ZM30 104H28V105L30 106ZM121 104L123 107L125 106V108H128V106H130V107L133 106V107H131L133 109H131V108H129L130 110L126 109L127 111L130 112V114H129V112L120 111V109L122 107ZM262 104L264 106V101ZM117 105H119L120 108ZM222 105H224L225 107ZM227 105H228V108H226ZM114 106H116V107H114ZM138 107H140V108L135 111L134 108L137 109ZM148 107H150V108H148ZM83 108L85 109V111H82V110H84ZM113 108H117V110L119 108V110H118L119 113L123 112V113H126V115L129 114L126 116V115H123V113H122V117L129 119V120L126 119V121L127 122L131 121L132 126L134 124L133 128L130 125L131 129L129 128L130 129L129 130L128 127H126V124L128 126V123H130V122L126 123V122H124L125 120L122 121L123 118H121V116H119V114L117 112V115L119 116L118 117L116 115V113H114ZM121 110H125V109L122 108ZM97 111H99V112H97ZM112 111L114 114L112 113ZM115 112H116V109H115ZM180 112H182V113H180ZM93 113H95V114H93ZM112 114L114 115V119L116 118V116L120 119H115L113 121V118H112L113 116H111ZM185 114H187V115L185 116ZM62 115H60V116H62ZM189 116H192V118L190 117L191 118L190 119ZM108 117H111V118H109L110 120H108ZM188 118H189V120H188ZM119 120L121 121V123H119ZM70 121H69V123H70ZM144 123L147 126L143 125ZM137 124L138 125L141 124L142 126H139V129H137L138 128ZM71 126H72V124H70V129H71ZM145 126H146V129L143 130V128H145ZM77 127H79V125ZM134 127L136 129H134ZM197 128H199L200 130ZM87 129H88V131H87ZM122 129L123 130L127 129V131H129L127 133H129V134H127L126 131H123ZM132 129L137 130V131L139 130V131L138 132H132V131H134ZM141 129L143 130V132ZM195 129H197V130H195ZM73 130L74 129L72 127V131L70 130L71 132H69V133L73 134V132H74ZM76 130H78V128ZM76 132H78V131H76ZM87 132H89V133H87ZM139 132H142V133L139 134ZM136 133H137V135H136ZM48 134H46V132H45L46 137H45V135H43V138L45 140L43 138L41 139L43 141V143H41V146L42 147L44 146V149L46 148V151L49 148V146H47L46 142H49V145H50V143H51L50 141H52L51 138H54L52 133H51L52 135L51 134L48 135ZM123 134H125V136ZM198 134H196V137L198 138V139L196 138L197 143L198 144L205 143V141L204 142L202 141L203 139L200 140L202 143L198 142L200 139V136ZM71 135H70L69 141H71V139L73 141L74 136H72V138H71ZM96 135H98V136H96ZM50 136H51V138H50ZM206 136H207V138H206ZM99 138H100V136H99ZM99 138H97L96 140H99ZM104 139H105V141H104ZM115 139L117 141H114ZM38 141H40V140H38ZM42 141H40V142H42ZM156 141H158V142L156 143ZM194 141H195V139H194ZM213 141L214 142L217 141V142L213 143ZM53 142H55L54 139H53L52 143ZM80 142L83 145L80 144ZM117 142H120V143H117ZM37 143H38V145H37ZM243 143H244V141H243ZM35 144L37 146H40V143L37 142V140H36ZM70 144H72L70 146H71V150H73L72 146H74V145L72 142ZM93 144L94 145L96 144V146L94 148H93ZM35 146H33V147L31 146L32 148L28 147L27 151L30 154H32L33 151H31V150H33V149L37 150V148H34ZM54 146H55V143H54ZM109 147H111V146L109 145ZM87 148L91 152L89 150L87 151ZM117 148L118 149L120 148V150H118ZM52 149H53V147H51V145H50V149H49V152L47 154L50 153V150L52 152ZM121 149H123V150H121ZM113 150H115V151H113ZM23 152L25 153V151H23ZM28 152L25 153V155H24V153H22V156L23 155L28 156L29 155ZM130 152H131V154H130ZM73 153H74V151H73ZM108 153H111V154L109 155ZM134 153L135 154L137 153L139 155L138 157H140V158L136 157L137 154L134 156ZM79 155H81V154H79ZM97 155H95V156H97ZM130 155L132 156L133 159L137 158L136 161L132 165L130 163L128 164V161H130V159L128 160V157H131ZM115 156L118 157L117 159L124 158V160L127 162V165H126V163H124L125 166H129L132 169V170L131 169L130 170L132 171L133 174L127 175L128 174L127 172H126L127 174L125 172H123L125 170L122 169L124 167L122 166L123 163L121 162V159H119V161L121 162V165L118 164V162H119L118 161L117 163H114V166H112L113 164H111V162L114 161V159H115V161H117ZM167 156H169V157L167 158ZM92 157H94V156H92ZM101 157H99V158L101 159ZM227 157H229V159H227ZM23 158L24 157H22V159ZM109 159H111V160L113 159V160L111 161ZM161 159H162V162H164V163L161 162ZM103 160H102V162H103ZM184 162H187V159H183L180 163H184ZM137 163H139L140 166L141 165L144 166V163H141V161L140 162L138 161ZM116 164L121 166L120 169H119V166L117 168V170H119V171H116V169H115ZM176 164L178 166V163H176ZM96 165H97V163L95 164V166ZM136 166H137V164H136ZM140 166H139V168H140ZM143 166H141L142 170H144V168L146 169V167L143 168ZM97 167H99V166H97ZM159 168H160V170H159ZM156 170H158V172ZM98 171H99V168H98ZM98 171L96 169L95 177L98 178V180L100 179L99 183H101L102 180H101V178H99L100 175L97 174ZM131 171L129 173H131ZM80 172L81 173L77 174L78 177L79 176H82V178L88 177V176H85V174H83V170ZM85 173H86V171H85ZM146 174L144 173V175H146ZM86 175H87V173H86ZM109 175L107 178H110ZM118 175H120V176H118ZM150 175H151L152 179L149 178ZM118 178H117V181H118ZM240 178H242V177H240ZM230 179L233 180V182H234V181L238 180L239 177H237V178L231 177ZM98 180H97V182H98ZM103 180H105V179H103ZM157 180H159V181H157ZM106 181L107 182L102 181L101 187L106 185V183H107V186H109V184H108L109 180L107 179ZM110 181H112V180H110ZM154 181H156V182H154ZM25 182H27L29 184L31 181L29 182V181L25 180L24 183ZM34 182L35 181H33L32 184H34ZM37 182L38 181L36 180V183ZM233 182H231V183H233ZM36 183H35V185H36ZM225 183L226 184H225L224 188H221L222 192L223 191L228 192L233 187V185L231 186L230 181L227 180ZM161 184L162 183H160L159 185H161ZM163 184H162V186H163ZM35 185H33V186H35ZM33 186H32V188H33ZM105 187H103V188H105ZM150 189H151V192L149 193L150 195H148V196L151 200H154V202L152 201V204L153 205L156 204V205L154 206V208L152 207L154 210H152L151 207L149 208L152 210V212H150L149 209L146 212L147 214H149L148 221H144L145 219H142V221L139 220L141 222L134 220L135 222L129 223V221L127 222V220H125L124 218L121 220V219H119L121 217L118 216L119 217L118 218L117 216H114V218L116 217L115 219L113 217H109L108 219H106V221H107L105 223L106 225L103 226L104 224H102V226L98 227V229L96 227L92 226L93 229L90 228L88 230L86 228H89L90 226H88V227L86 226V228L83 229L82 227H79L80 225H77L78 227L75 226V229L77 227V231L74 230L76 233L73 231L75 234L72 231H71L70 235H68L67 233L64 232V233H62L63 236L61 235L62 239H60V240H58V238H57L58 237L57 232H56L57 234H55L54 237H51V238L49 237V239L46 238L45 235L42 234V236H41V234H40V237L44 236L45 240H44V237L40 238L41 240H39V235H38V237L36 239L34 238L35 240L33 238H32L33 240L30 238L31 239L30 242L27 238V241H28L27 242V241H25L26 239H24V237H23L25 243H23V239H22L23 244L19 245V246H21V248H19V249L20 250L24 249L23 250L24 253L22 250L20 251L19 249H16V248H18L17 245L21 242L17 243V245H16L17 247L13 244V243H15V239H13V231L6 232L8 234L5 233V235L8 236V238L6 240L7 242L6 241L5 242L8 243V245L11 244V242H12V244L15 246V248H14V246L11 247V248H14L13 254H15L19 251L22 252L21 254L20 253L18 254V255H21V256H19L18 260L15 259L16 261L13 260V261H9V262L14 263V261H15V264H20V263L22 264L25 261V263H26L27 260H29V258L32 257L31 259H33L34 255H35V257L37 256L35 258L38 262L37 264H60V262H62V263L64 261L68 262L69 258H71L73 255L76 256V253L79 252L78 249H80V247L82 245H83L82 246L83 248L88 246V248L86 247L88 249V250L86 249L87 253H88L89 252V245H90V247H91L90 249H92V248L95 249V250H93L92 255H94V252H95V254L102 253L103 252L102 250H104L103 248L106 249L108 247V253L109 254L112 253V251H113V253H115V254L119 253V256H120V253L124 252L125 251L124 249L126 248L127 251H129L127 254L128 255L130 254V256H126V258L121 257L120 260L117 259V257H116V259L120 261V262L118 261L117 263L115 261L116 264H129L130 257L134 256L135 253L138 254V251H144L145 253L147 251L148 255L146 254L147 256L146 255L145 256L149 257L150 260L152 257L151 262H150V260L144 261V259L146 257L144 258L143 253H142V255H143L142 256L139 252L140 256H142L141 258H143V264H146V263L151 264L153 262H154V264H155V262L159 263V264H161L163 262L165 264V261H167L166 263H168V261H170V258H172L174 255H175V258L179 257V255H178V252H180L179 247L183 248L181 246V244L184 245L185 242L187 243V240H190L189 238L191 236H192L191 238H194L193 234H195V236L197 234V236H198L199 234H202V233H205V234L208 233L209 234V231H210L209 235L213 236L214 233H216L215 230H219L218 232H222V230L220 231V229H218L219 228L218 227L219 222L217 220H219V221L222 220V224H225V223H223L224 222L223 217H224V219H225V217H228V216H226V214L227 215L232 214L233 211H235L236 207H237V206H235V204L232 201L230 203L234 204V206L230 205L228 202V203H225V204L229 205L228 207H226L227 205H225V210H223L224 208L220 209V212L222 210L224 212H221L219 214V212L216 213V211H219V210H216L215 212H213L212 215H211V213H205V215H204V212L202 214H201V212L200 213L197 211L194 212V211H192V209H190V207L187 206V208H184L186 206L182 205L183 209L180 208L181 210H179L178 215H175V213H174V212L177 213L178 211H174V212L170 211V210H173V208L170 209L171 206L168 209L166 208L171 213H169L167 210H165V212H168V213H165L163 211L165 208L163 209V206L161 205L160 200H162V199L160 198L161 197V195H159L160 193L156 194L158 192L157 191L155 192L152 187H150ZM166 204H168V203H166ZM166 207H169V204ZM172 212L174 213L173 216H171L173 214ZM147 214L145 217L146 219H147ZM208 214H210L211 216ZM218 214H219V216H218ZM210 219L212 221H209ZM215 219H216V221H215ZM193 222H196L195 223L196 225H194ZM205 222H207L208 224H206ZM200 224L202 227L198 226ZM216 224H217V226H216ZM207 225H208V227H207ZM220 225H221V221H220ZM192 226H194V228H196V226H197V228L194 229V228H192ZM203 227H204V230H202ZM199 228H201V230ZM220 228H222V227L220 226ZM224 228H225V225H224ZM225 229L227 230V228H225ZM262 229L264 230V226L262 227ZM55 231H53V232H55ZM196 231H198V232H196ZM212 231L214 233H212ZM15 234L17 236L16 240H18L19 237L22 236L18 231H16ZM17 234H20L21 236L17 235ZM50 235L52 236L53 234H50ZM202 235H203V237H205L204 234H202ZM36 236H37V234H36ZM227 236L230 237L229 235H227ZM199 238H201V236ZM71 239L73 241H79L80 245H77V242L76 243L74 242L73 244L75 246H73ZM226 239H228V238H226ZM20 241H21V239H20ZM60 241L61 242L63 241L61 243L62 247L59 245ZM5 242H2V243L6 245ZM2 243H0V249L2 248L1 247ZM177 243H179L180 246L177 245ZM3 244H2V246H3ZM92 244L94 246H92ZM5 245H4V247H5ZM71 246H73V247H71ZM184 246H187V244ZM7 247H9V246H6V248ZM22 247H24V248H22ZM123 247H125V248H123ZM70 248H72V249L70 250ZM8 249H10V247ZM8 249H6V250H8ZM82 250L83 249L81 248V251ZM110 250H112V251H110ZM3 251H5V250H3ZM8 251L12 252L11 249ZM8 251H6V253ZM74 251H75V253H74ZM11 252H10V254H11ZM226 252L229 253L228 251H226ZM89 253L91 254V252H89ZM7 254H9V252ZM124 254H125V252H124ZM139 254L137 256H139ZM256 254H258V251H253V250L249 251L247 253V260H249V262H250L248 264H259L260 257H257L259 255L256 256ZM12 255H10V256L12 257ZM16 255L17 254L13 255V258L16 257ZM68 255H70V256H68ZM10 256H9V258H10ZM116 256H118V255H116ZM137 256H136V258H138ZM169 256H171V257L169 258ZM77 257L78 256L72 258V260L77 258ZM13 258H11V259H13ZM37 258H39V259H37ZM141 258H139V260ZM167 258H168V260H167ZM177 258L175 260H178ZM4 259H6V258H4ZM31 259H30V261H31ZM35 259H33L32 262L29 261L30 264H32L33 262H36ZM6 260H8V259H6ZM172 260H174V259H172ZM175 260L173 261L174 263L172 262L173 264H177V262L179 261V260L178 261H175ZM257 260H258V262H257ZM131 261H133V260L131 259ZM141 261L142 260H140L139 262L141 263ZM9 264H11V263H9ZM63 264H66V262H64ZM130 264H131V262H130ZM178 264H180V263H178Z\"/></svg>",
  "mask_w": 264,
  "mask_h": 264
},
{
  "label": "snow or ice",
  "instance_id": "6c2138e0",
  "mask_svg": "<svg viewBox=\"0 0 264 264\" xmlns=\"http://www.w3.org/2000/svg\"><path fill=\"white\" fill-rule=\"evenodd\" d=\"M95 6V5H94ZM0 15H3L2 13H0Z\"/></svg>",
  "mask_w": 264,
  "mask_h": 264
}]
</instances>
